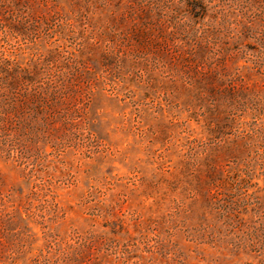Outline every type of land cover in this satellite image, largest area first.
<instances>
[{"label":"rangeland","instance_id":"374dc122","mask_svg":"<svg viewBox=\"0 0 264 264\" xmlns=\"http://www.w3.org/2000/svg\"><path fill=\"white\" fill-rule=\"evenodd\" d=\"M0 264H264V0H0Z\"/></svg>","mask_w":264,"mask_h":264}]
</instances>
